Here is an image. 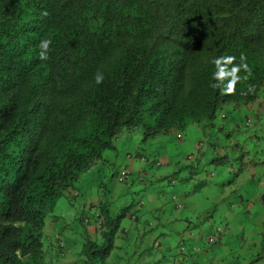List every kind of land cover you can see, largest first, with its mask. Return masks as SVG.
<instances>
[{"label": "trees", "instance_id": "16d2710c", "mask_svg": "<svg viewBox=\"0 0 264 264\" xmlns=\"http://www.w3.org/2000/svg\"><path fill=\"white\" fill-rule=\"evenodd\" d=\"M191 125L197 139L186 147L183 180L208 179L187 193L211 180L213 206L237 211L232 221L244 225L241 234L259 219L262 239L251 230L238 243L256 257L250 264H264V0H0V264L164 259L168 227L182 236L173 245L177 264L191 257L190 244L197 255L192 228H174L189 215L173 210L186 214L189 205L182 209L176 197L161 208L145 198L123 204L135 182L145 183L144 168L137 158V169L123 166L120 175L109 158L125 133L141 129L143 141ZM101 168L115 186L95 185L96 195L81 189L94 198L80 199L81 208L70 191L81 174ZM245 182L259 188L252 198L235 194ZM62 203L74 208L65 226H84L85 240L67 252L58 246L62 233L47 234L44 224L48 217L59 222ZM123 220L128 225L120 228Z\"/></svg>", "mask_w": 264, "mask_h": 264}, {"label": "rangeland", "instance_id": "374dc122", "mask_svg": "<svg viewBox=\"0 0 264 264\" xmlns=\"http://www.w3.org/2000/svg\"><path fill=\"white\" fill-rule=\"evenodd\" d=\"M217 113V118L214 121L215 124L219 121L220 116L218 111ZM137 131L140 132L141 129L125 133L124 135L117 138V150L115 151V153L112 152V155L109 157L112 161H114V167L116 170L120 169L123 166H126L127 168L137 169V166L139 164L136 157L137 154H141L143 158L147 160L165 156V159L170 158L171 161L169 160V163H163L158 167L146 164L147 160H145L144 163L140 162L144 168L142 173L147 179L145 183L135 182L132 185L130 190H132L133 192L128 194L130 196L127 195L128 197L123 198V204H128L134 200H137L138 198H145L156 208H159L160 206L168 207L171 203L169 198L173 194L176 197V202H179L182 205V209L184 208L185 202L189 205V210L186 209V214L180 213L181 210H173V214H175L176 216H179L180 214L182 216L189 215L186 219L187 222L181 223H183V227L185 226V224H187L192 228L193 237L199 245L200 251H202L199 253V256L203 257L202 262L212 264H250V259L256 257L245 256V254L242 253L241 244L238 243L241 240L238 239L244 235V237H246V234L252 230L255 232L253 239L259 242L263 236L260 234L261 226L258 223L259 219L253 220V225L251 224L249 227L247 226L245 232L241 234L245 229L244 225L242 223H238L237 221H232L234 216L237 215V211H234L232 209L222 211L219 209L221 207L218 208L216 204L215 206H213L218 188L216 187L215 183H211V180H206V185H204L202 188H199V190L190 192V194L187 193L189 189H193V184L198 183L200 178L208 179V177H204V175L206 174H203V176L199 178H193L187 181L183 180L188 175L187 168H185L186 166L184 165L187 164L186 160L184 159L186 147L188 145L192 147L193 142L197 139V134L194 131L193 125L186 129L182 134L175 135L178 136V138H180V136L182 137V140L179 141L175 138V136H169L168 134L155 139L142 141L141 135H139ZM208 136L209 139L213 138V131L208 133ZM128 155L131 156V158H127ZM176 161H178V163H176ZM179 166L183 167L182 171L179 173H174ZM104 171L105 169L101 168L100 171H93L91 173H88L84 175V178H81L80 181L81 183L85 182L84 187L86 189H92L93 187L95 188V185L104 184L103 186H101V188L108 190V192H112L110 191L108 186H115L114 182L109 183L110 180L104 177ZM210 174L211 173H209L208 176ZM160 176L163 177L159 180ZM172 176L173 180L171 182L169 178ZM189 182H191L190 186H188ZM117 189L118 188L116 187L114 188L116 193L120 191V188L118 189V191ZM258 189H254L251 186L250 182H245L239 189H237L238 191H236L235 194H242L247 196L248 198H252L253 194H255ZM115 205H117V203ZM62 210H65L64 207H61L59 205L55 210V213L61 212ZM164 210L166 211V209ZM51 221L52 219L50 217L46 218V220L44 221L46 233L49 234L48 230L53 228L55 224L58 223L59 231L62 232L61 238L65 242L67 247H71L74 243V239L69 236L72 232H74L73 236L78 239V241L76 242V246H80L78 245L80 244L79 240H85L83 239L82 235L84 226H82L81 224L75 222L73 226L74 229L69 230V227H66V224H64L65 221H62L61 223L54 221L50 224ZM243 221L246 222L248 221V219H244ZM225 223L227 224V226L225 225ZM126 224L128 225V220H123L120 228H122ZM217 227H220L222 230ZM174 228L179 231L182 226L175 225ZM156 230H158V228ZM218 234L221 235V239H217V242L214 243ZM207 240H210V242L213 244L210 247L211 249L221 248V250H218V252H220V257H210L205 254L202 248L204 247V243ZM221 240H223L224 243H220ZM177 248L178 247L174 248L173 245H171L170 247L166 246V249H163L162 253L165 257H176ZM100 249L101 246L98 248L99 252L95 253L96 257H102ZM258 249L259 246L256 247V250ZM158 257L160 256L158 255ZM143 258L145 257H133L128 261L126 260V263L137 264V261ZM109 261H111L110 257L108 261L98 260V262L96 261L95 264H113V262L109 263ZM260 262L263 263L264 260H261ZM126 263H124V260L122 258L117 264ZM164 263L165 262H162V264Z\"/></svg>", "mask_w": 264, "mask_h": 264}, {"label": "crops", "instance_id": "0c3cea01", "mask_svg": "<svg viewBox=\"0 0 264 264\" xmlns=\"http://www.w3.org/2000/svg\"><path fill=\"white\" fill-rule=\"evenodd\" d=\"M93 194H95L96 195V191L94 190V192H93ZM86 197V196H85ZM86 198H88V197H86ZM92 199H94L93 197H91V200ZM149 204H150V207L151 206H153V204L151 203V202H149ZM61 207H64V209H65V211H66V215H67V217H69V218H66V220H70V217H71V212H72V209L70 208V205L68 204V203H62L61 204ZM158 211V210H157ZM57 213H59V214H62L61 212H57ZM148 213V212H147ZM150 213V212H149ZM61 216V215H60ZM150 216H151V213H150ZM53 218L55 217V216H52ZM60 219H62V218H60ZM187 222V221H186ZM52 223V222H51ZM50 223V224H51ZM134 227V228H133ZM183 227V226H182ZM92 225H90V227H89V232H91L92 231ZM72 229V228H71ZM71 229H69V230H71ZM130 229L131 230H135V226H132V227H130ZM174 229V228H173ZM51 230H54L55 232H58L59 231V228H58V223H56L55 224V226L53 227V228H51ZM172 230V228L170 227H168V231H169V233H170V231ZM176 230V229H175ZM159 231H160V229H158V230H155L154 232H152V231H150V232H148V234H146L145 235V237H144V239L142 240V245H145V244H150L152 241H154V239H155V236H156V234H158L159 233ZM60 232V231H59ZM169 233L167 234H165V238L166 239H162L163 241H164V243H165V245L166 246H168V247H170L171 245H175L176 243H179L178 242V240H182V236H181V234L180 233H176L175 234V232L172 230V236H169ZM129 235V234H128ZM130 236H132V237H134V235H133V233L130 235ZM130 236H129V239H131L130 238ZM123 237H125V235H123ZM122 237V238H123ZM193 243H196L197 244V242L196 241H194ZM220 243H224V241L222 240ZM218 250H221V248H217V249H211L210 247H208V248H206L205 250H204V252H205V254L207 255V256H210V257H220V252H218ZM188 251H190V255H191V257H189L188 258V260H184L182 263H179V264H202L203 262H202V259H203V257H201V256H199V253L200 252H197V256H194V255H196L195 254V252H194V250H192V245L190 244V247H189V250ZM202 252V251H201ZM154 255V254H153ZM153 255L152 254H149V257H145V258H143V259H140L139 261H137V264H160V259H162L161 261H164V262H166V264H177L176 263V257H175V259H174V261H173V263L171 262V258L170 257H165L164 259L162 258V257H158V256H155V257H153ZM65 258V257H64ZM123 260H124V263H125V258L123 257ZM65 261H66V258L64 259V261L63 260H60L59 261V264H65ZM62 262V263H61ZM222 262V261H221ZM223 264V263H222Z\"/></svg>", "mask_w": 264, "mask_h": 264}, {"label": "clouds", "instance_id": "9594fccd", "mask_svg": "<svg viewBox=\"0 0 264 264\" xmlns=\"http://www.w3.org/2000/svg\"><path fill=\"white\" fill-rule=\"evenodd\" d=\"M44 44H45V47L47 46V42H44ZM40 55H41V57L42 58H44V57H46V53L45 52H41L40 53ZM103 74L102 73H98V74H96L95 75V81L97 82V83H100L102 80H103ZM142 163H144L145 162V160H147V159H144L143 158V156L141 155V154H137V156H136ZM127 158H130V156L128 155V157ZM123 168H125V167H121L120 169H118V173L121 175V174H123L124 173V169ZM88 174V173H87ZM86 175V174H85ZM81 178H84V175L83 174H81V176L79 177V180H78V182H76L75 183V185H74V187H73V189H71V193H72V195L73 196H76L75 198L76 199H78V203H79V205L81 206V208H82V205L81 204H83V201L82 200H80V199H82V198H85V199H87L88 201H90L91 199H88V198H86L84 195H83V192H81V189H85V191L84 192H88V191H92V189L90 188V189H86L85 187H84V184H85V182H82L81 183V181H80V179ZM93 192H94V187H93ZM175 198V196L174 195H171L170 196V199L172 200V199H174ZM70 208L73 210L74 208H73V206L71 207L70 206ZM87 208V207H86ZM85 208V209H86ZM83 209H84V207H83ZM61 213L62 214H60L61 215V218L62 219H59V222L60 221H62V220H66V218H67V215H66V211L65 210H62L61 211ZM65 213V214H64ZM86 214L85 215H83L84 216V222L87 224V226L89 227L90 225H89V223L91 222V219H90V211L88 212V211H86L85 212ZM55 215H57V213L55 214ZM69 218V217H68ZM58 222V221H57ZM218 230V229H217ZM59 233H62L61 231L59 232ZM217 239H221V235L220 234H218L217 236H216V241H217ZM59 248H60V250L63 252H67L68 250H70L71 248H73V247H75L76 246V244H73L71 247H67L66 246V244H65V242H61V243H59Z\"/></svg>", "mask_w": 264, "mask_h": 264}]
</instances>
